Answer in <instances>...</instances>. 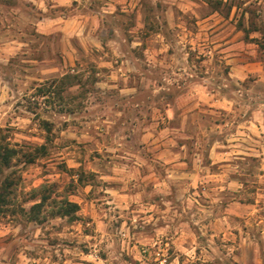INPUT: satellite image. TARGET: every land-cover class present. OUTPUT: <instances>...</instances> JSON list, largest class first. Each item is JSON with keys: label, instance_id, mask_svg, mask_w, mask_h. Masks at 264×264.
<instances>
[{"label": "rangeland", "instance_id": "374dc122", "mask_svg": "<svg viewBox=\"0 0 264 264\" xmlns=\"http://www.w3.org/2000/svg\"><path fill=\"white\" fill-rule=\"evenodd\" d=\"M210 1L0 0V133L46 147L0 186L80 207L1 214L0 264H264V0Z\"/></svg>", "mask_w": 264, "mask_h": 264}, {"label": "trees", "instance_id": "16d2710c", "mask_svg": "<svg viewBox=\"0 0 264 264\" xmlns=\"http://www.w3.org/2000/svg\"><path fill=\"white\" fill-rule=\"evenodd\" d=\"M218 0H211L210 4H218ZM227 5V3H226ZM233 7L231 3L229 9ZM72 76L70 74H65L62 78L63 80H69ZM56 85L53 88H38V93L35 94L33 103L37 106L41 105L44 102H41V97L48 96L52 97V94H60L63 92V88L57 85L58 80H54ZM52 87V86H51ZM55 89V91H53ZM48 133L51 132L49 127V122L43 120L40 124ZM7 137L0 133V174H3L6 169L11 168L14 160H22L24 165L33 164L39 153L42 155L46 153L45 145L35 146L30 150H18L13 147L10 142H7ZM81 180V178H80ZM17 184L11 179L10 176H6L3 183L0 186V215L5 214L9 211L10 208H17L18 210L13 209V212H20L23 216L26 217L27 221L42 223L46 220L45 213L49 212L53 217L65 218L68 217L71 220H78L80 217L78 212L80 210L79 205L76 202H73L68 199V197H63L60 199L52 198V191L50 187L53 185H45L39 189H34L30 193V198L27 201L33 202L28 208L20 204H15L12 197L13 189ZM47 207H51L50 210Z\"/></svg>", "mask_w": 264, "mask_h": 264}]
</instances>
